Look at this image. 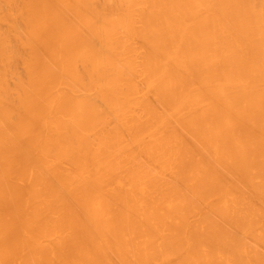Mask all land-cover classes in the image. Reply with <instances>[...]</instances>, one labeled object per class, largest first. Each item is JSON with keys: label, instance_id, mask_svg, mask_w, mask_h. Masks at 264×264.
Segmentation results:
<instances>
[{"label": "bare ground", "instance_id": "bare-ground-1", "mask_svg": "<svg viewBox=\"0 0 264 264\" xmlns=\"http://www.w3.org/2000/svg\"><path fill=\"white\" fill-rule=\"evenodd\" d=\"M0 264H264V0H0Z\"/></svg>", "mask_w": 264, "mask_h": 264}]
</instances>
